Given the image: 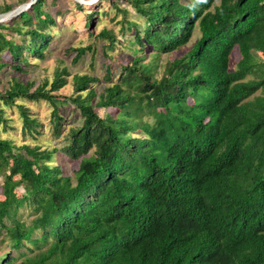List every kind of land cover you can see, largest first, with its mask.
<instances>
[{"label": "trees", "instance_id": "trees-1", "mask_svg": "<svg viewBox=\"0 0 264 264\" xmlns=\"http://www.w3.org/2000/svg\"><path fill=\"white\" fill-rule=\"evenodd\" d=\"M28 1L0 2V14ZM112 2L130 62L105 65L103 80L74 74L64 101L66 69L49 88L20 75L65 14L37 0L0 22V76L15 72L0 88V264H264V0ZM108 14L87 12V27ZM88 33L112 56V28ZM73 50L95 58L93 42ZM20 98L52 104L49 124ZM67 102L81 123L64 131ZM14 107L23 133L49 126L63 142L3 136ZM59 152L79 161L72 175Z\"/></svg>", "mask_w": 264, "mask_h": 264}, {"label": "rangeland", "instance_id": "rangeland-1", "mask_svg": "<svg viewBox=\"0 0 264 264\" xmlns=\"http://www.w3.org/2000/svg\"><path fill=\"white\" fill-rule=\"evenodd\" d=\"M15 2L17 0H0V2ZM84 3H92L91 1H97L94 6L86 5L84 11H78L76 7V0H47V8L55 13L60 11L65 15L58 18V24L56 27L52 28V31L57 30L58 32L53 36L50 46L46 49L45 55L43 58H36L34 56L29 57L31 60V65L26 67V72L20 75V78L23 81H35V86H37L44 79H49L48 88L51 86V82L55 77V73L57 70L66 69L69 72V75H64L67 77V84L63 86L61 89L54 91L58 95V98L62 101L65 95H71L73 90V75L76 73L79 74H94L98 75L103 80V74L105 71V65L112 66L114 71H117L118 67L122 64H127L130 62V51L126 49V47L122 45H126L127 37L130 36L129 33L121 34L118 30L119 22H114L117 19L121 20L122 14L114 9H112L113 2L112 0H78ZM123 0H119L120 3ZM112 2V3H110ZM125 4V3H123ZM127 7L130 10V14L134 15L135 11L133 10L130 4H127ZM20 6V5H19ZM18 7V5H17ZM93 9H104L109 12L108 16H104L103 19L98 24L89 25L87 27V16L86 13L92 11ZM128 16H130L128 14ZM130 18V17H129ZM6 21V20H5ZM108 26L112 28L116 34L119 42L115 50L113 51L112 56L106 57L103 55L102 49V41L103 39H98L94 37H90L88 31H94V33L98 32L102 27ZM8 38L12 36L14 33H11L10 30L5 31ZM93 42V46L96 50L95 58L91 56L92 52L88 51L83 55L79 60H75L76 51L73 50L75 47L86 46ZM188 45V44H187ZM188 46L184 47L187 49ZM150 50V49H149ZM142 54V53H139ZM178 54V51L167 55L163 52L161 59L165 60L168 57H172ZM3 58L8 56L7 54H3ZM233 63L236 64L240 55L238 50H235L232 55ZM6 57L5 59H7ZM94 59V60H93ZM104 63V65H103ZM15 72L12 71L9 67H5V69L1 72L0 79L2 83L0 84V88L3 86H8L9 81L12 75ZM250 77H254V75L250 74ZM101 83H103L101 81ZM99 87L100 85L97 84ZM22 99V100H21ZM23 101L26 105H30L31 110L35 113L45 125L49 124V118L51 117L52 104L46 103L45 101H41L39 103L31 102L28 99L20 98L19 101ZM62 114L66 117L65 128L64 131L68 129V125H76L81 123V116L79 115L76 108L71 102H67L66 104H62L60 106ZM15 111L7 110V115L11 118L8 120V126L10 129L8 131L2 130V135L11 137L18 144L27 141L29 143L35 142L37 140L41 141L43 144L57 143L61 144L63 142V136L60 139H56L52 136V131L49 130L48 127H41V131H44V134L40 135L39 138H33L31 135L25 134L21 130L22 126V117L20 112L16 107L13 108ZM104 115L105 110L102 108L97 109ZM55 163L61 166V170L63 174L72 175L73 171L78 166V160L68 158L64 153H57L55 156ZM2 188L0 186V198H2Z\"/></svg>", "mask_w": 264, "mask_h": 264}, {"label": "water", "instance_id": "water-1", "mask_svg": "<svg viewBox=\"0 0 264 264\" xmlns=\"http://www.w3.org/2000/svg\"><path fill=\"white\" fill-rule=\"evenodd\" d=\"M36 1L37 0H29L27 3H24V4L16 7L15 9H13V10H11L9 12L0 14V22L1 21H5V20H8V19H11V18L17 16L18 14H20L21 12H23L24 10H26L28 7H30ZM91 2H93V1H91Z\"/></svg>", "mask_w": 264, "mask_h": 264}]
</instances>
